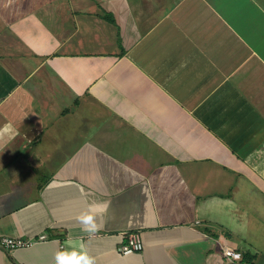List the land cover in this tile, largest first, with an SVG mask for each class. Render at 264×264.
<instances>
[{"label": "crops", "instance_id": "1", "mask_svg": "<svg viewBox=\"0 0 264 264\" xmlns=\"http://www.w3.org/2000/svg\"><path fill=\"white\" fill-rule=\"evenodd\" d=\"M42 233L0 264H264V0H0V235Z\"/></svg>", "mask_w": 264, "mask_h": 264}, {"label": "clouds", "instance_id": "2", "mask_svg": "<svg viewBox=\"0 0 264 264\" xmlns=\"http://www.w3.org/2000/svg\"><path fill=\"white\" fill-rule=\"evenodd\" d=\"M100 210L99 205L90 204L88 210L81 213L78 217L82 230L89 235L99 229L96 217ZM54 264H96V261L89 254L82 240L67 239L64 246L55 253Z\"/></svg>", "mask_w": 264, "mask_h": 264}, {"label": "built area", "instance_id": "3", "mask_svg": "<svg viewBox=\"0 0 264 264\" xmlns=\"http://www.w3.org/2000/svg\"><path fill=\"white\" fill-rule=\"evenodd\" d=\"M125 241L121 243L119 251L121 254H129L132 252H139L143 249L138 231L125 232ZM46 239V234L42 233L36 237L21 238L11 237L7 235H0V248L3 250H14L17 248H28L32 245ZM223 255L229 263L236 264L240 260V252L235 251L231 247H223Z\"/></svg>", "mask_w": 264, "mask_h": 264}]
</instances>
